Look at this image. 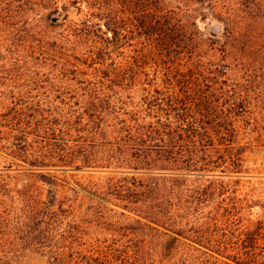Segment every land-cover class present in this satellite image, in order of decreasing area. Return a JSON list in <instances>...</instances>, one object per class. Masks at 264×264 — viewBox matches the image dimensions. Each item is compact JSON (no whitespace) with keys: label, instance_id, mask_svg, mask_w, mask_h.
Wrapping results in <instances>:
<instances>
[{"label":"rangeland","instance_id":"1","mask_svg":"<svg viewBox=\"0 0 264 264\" xmlns=\"http://www.w3.org/2000/svg\"><path fill=\"white\" fill-rule=\"evenodd\" d=\"M106 1L119 12V0ZM163 1L199 34L205 58L244 76L235 49L220 45V12L203 0ZM76 4L59 0V11L27 25L21 0H0V172L63 211L45 240L0 215V264H72L77 251L105 264H174L192 245L243 243L236 235L247 221L264 218V82L239 86L252 93V111L239 121L248 145L242 171L198 167L165 177L162 164L134 157L125 122L152 113L150 89L168 93L174 109L178 101L203 102L205 88L173 84V73L156 82V69L134 63L139 39L119 48L103 17L95 21L104 37L82 35L78 6L87 10V1ZM26 134L30 143L19 139ZM124 155L130 162L120 164Z\"/></svg>","mask_w":264,"mask_h":264},{"label":"trees","instance_id":"2","mask_svg":"<svg viewBox=\"0 0 264 264\" xmlns=\"http://www.w3.org/2000/svg\"><path fill=\"white\" fill-rule=\"evenodd\" d=\"M86 1L87 10L78 6L83 0H70L85 11V20L79 22L82 35L104 37L101 23L95 21L96 17H103L106 28L119 39V48L139 39L138 60L134 63L156 69V82L163 80L161 74L173 73L167 78L173 84L205 88L201 91L205 98L203 102L178 101L176 109H173L168 93L156 88L148 90L149 99L154 101L150 105L152 113L140 114L133 121L125 122V144L135 151L134 157L162 164L163 167L157 169H161L165 177L182 175V169L194 171L198 167L224 166L233 168L232 172L242 171L248 145L241 137L239 121L248 110L252 111V93L239 86L264 82V0H203L221 13L226 32L220 45L225 53H230L231 48L235 49L234 54L237 52L234 59L243 71L241 79L232 77L230 64H219L204 57L197 40L199 34L181 13L166 6L163 0H119V12L106 0ZM21 2L27 25L32 24L31 19H43L45 10L59 11L60 8L59 0ZM106 38L111 42L112 38ZM123 62L119 60L120 65ZM168 107L175 110V115ZM181 110L185 113L181 114ZM19 139L30 143L28 134ZM125 156L119 158L120 164L130 162ZM168 168L174 171L167 173ZM221 171L227 173L228 170ZM5 176L0 172V215H8L6 221L11 225L38 233L39 240L53 238L59 229L56 226L63 219L61 208L54 207L55 200L50 199L45 205L43 200L36 198L37 194H31L32 189L17 188ZM244 230L236 235L239 236L237 239L244 240L241 244L192 245L174 264H264V218L256 221L250 218ZM195 231L201 237H208L206 230ZM168 248L175 247L169 245ZM77 254L80 261L74 260L72 264H105L92 257L84 259L82 251ZM137 264L145 262L138 259Z\"/></svg>","mask_w":264,"mask_h":264}]
</instances>
